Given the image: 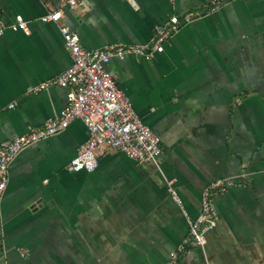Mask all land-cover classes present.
Masks as SVG:
<instances>
[{
    "label": "crops",
    "instance_id": "0c3cea01",
    "mask_svg": "<svg viewBox=\"0 0 264 264\" xmlns=\"http://www.w3.org/2000/svg\"><path fill=\"white\" fill-rule=\"evenodd\" d=\"M210 2L83 0L69 9L62 0H0V20L20 17L30 30L0 36V143L65 107V88L35 90L70 65L59 25L88 49L149 45L171 16L202 13L150 59L105 65L159 137L161 171L117 150L99 156L92 171H68L87 137L79 119L23 148L1 198L0 264H167L187 218L200 211L202 190L223 177L240 184L214 197L217 225L203 249L187 248L177 264H264V0H223L215 11ZM57 9L58 23L40 20Z\"/></svg>",
    "mask_w": 264,
    "mask_h": 264
},
{
    "label": "built area",
    "instance_id": "2783aa9c",
    "mask_svg": "<svg viewBox=\"0 0 264 264\" xmlns=\"http://www.w3.org/2000/svg\"><path fill=\"white\" fill-rule=\"evenodd\" d=\"M69 9H73L83 0H62ZM223 0H211L210 11L218 10ZM198 10H192L181 16L173 15L168 21L157 25L149 45L110 43L98 48H84L78 34L66 25L58 30L63 45L68 51L70 65L47 80L35 90L51 85L66 89L67 103L59 113L47 119L42 125L23 134L0 143V253L3 240L1 217V198L8 182L11 161L23 148L50 135L64 130L74 119H79L87 128L86 139L78 146L75 156L66 164L68 171H92L98 165L99 156L107 150H117L138 164L151 165L161 171V147L159 137L144 124L133 109L130 99L116 84L105 65L113 57L139 56L150 59L153 52L163 50L165 42L182 24L201 16ZM62 17L59 9L49 11L40 17L42 22L58 23ZM21 31L28 35L27 21L18 17L13 23L5 25L0 20V36L5 29ZM10 104L9 107H12ZM240 184L232 177H223L208 183L200 197V211L196 218H187V232L178 247L169 255L167 264H177L180 255L189 247L203 249L207 230L217 225L219 215L214 205V197L225 189ZM172 199L181 206L176 190L167 182ZM21 255L26 254V249Z\"/></svg>",
    "mask_w": 264,
    "mask_h": 264
},
{
    "label": "trees",
    "instance_id": "16d2710c",
    "mask_svg": "<svg viewBox=\"0 0 264 264\" xmlns=\"http://www.w3.org/2000/svg\"><path fill=\"white\" fill-rule=\"evenodd\" d=\"M209 8H210V6H209ZM209 8H208V9H209Z\"/></svg>",
    "mask_w": 264,
    "mask_h": 264
}]
</instances>
